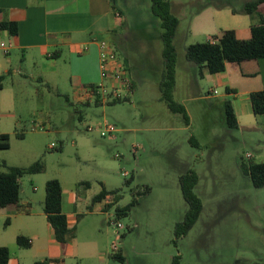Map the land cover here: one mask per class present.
<instances>
[{
	"label": "rangeland",
	"instance_id": "obj_1",
	"mask_svg": "<svg viewBox=\"0 0 264 264\" xmlns=\"http://www.w3.org/2000/svg\"><path fill=\"white\" fill-rule=\"evenodd\" d=\"M112 1L124 18L117 53L121 62L127 60L133 82L131 94L121 92L128 101L75 106L68 76L39 81L31 74L30 61L21 62L20 52L13 51L0 90V132L9 137V148L0 150V171L1 163L41 165L39 173L20 178V197L34 199L37 211L45 183L60 182L65 199L79 214L73 236L50 252L62 264H171L174 256L181 264L264 262V188L253 187L240 168L241 162L264 161V128L228 129L223 104L234 98L185 59V47L207 41L211 31L208 22L203 26L204 21L190 15L193 3L205 0H169L180 22L173 98L184 107L188 126L160 99L162 30L150 0ZM4 45L8 43L0 40V48ZM4 58L0 50V62ZM106 124L115 132L102 137L98 128ZM188 170L198 176L194 193L202 211L189 232L176 239L174 227L187 211L179 177ZM82 182L89 188L80 186ZM101 190H119L121 198L111 199L104 209L110 201H92ZM133 199L136 204L117 217L116 208ZM14 235V228L8 229L3 243L13 242ZM113 243L122 259L112 256ZM20 252L22 264H33V251Z\"/></svg>",
	"mask_w": 264,
	"mask_h": 264
},
{
	"label": "crops",
	"instance_id": "obj_2",
	"mask_svg": "<svg viewBox=\"0 0 264 264\" xmlns=\"http://www.w3.org/2000/svg\"><path fill=\"white\" fill-rule=\"evenodd\" d=\"M249 1L255 0H205L196 5L193 3L190 15H194V18L201 22L204 21L203 26L207 22L210 24L211 31L205 35L207 41H213L223 31H233L238 39H248L251 24L257 20L252 21L248 15L234 13L233 9L241 10L244 3ZM113 3L112 0H0V24L10 22L17 28L15 36H10L8 31L0 28V40L7 42L9 48L8 54L3 53L5 58L0 62V76L5 78L9 75L12 52H20L21 62L30 61L32 76L39 81L52 75L68 76L70 86L74 88V102L71 104L90 106L94 103V97L88 87L103 85L110 88L113 85L109 76H102L99 45L102 41H112L106 40V36L117 38L118 29L124 24L122 14L112 7ZM170 11L174 15L171 3ZM260 11L264 20V5ZM157 24L159 25L158 19ZM179 24L180 22L178 27ZM0 50L3 52L2 47ZM119 59L121 60L120 57ZM125 63L127 66V60ZM199 71L202 76L209 77L208 79L223 86L226 96L234 98V101L230 102L238 128H264V115L255 116L250 103L252 92L264 90V59L244 61L240 64L228 63L225 70L217 74H209L205 68ZM128 72L131 77L129 70ZM176 77L177 62L175 86ZM130 80L132 82L131 78ZM66 97L67 101H70L68 96ZM105 103L95 105H106ZM78 118L82 119V116L78 114ZM1 134L3 133L0 132ZM35 191L34 194H37L39 189L35 188ZM44 198L45 190L43 198L39 201L40 211L33 208L34 199L23 200L21 197L17 206L0 208V227L3 225V232L0 229V246L9 250L8 264H22L19 256L20 251L25 248L17 245L18 236L30 241V247L27 249L33 251V264H62L56 254H50L64 244L56 242L46 221L43 213ZM61 211L66 217L68 229L74 230L79 214L72 207V201L65 199L63 190ZM11 228L15 230L14 241L3 243V233ZM36 241H39L38 245Z\"/></svg>",
	"mask_w": 264,
	"mask_h": 264
},
{
	"label": "trees",
	"instance_id": "obj_3",
	"mask_svg": "<svg viewBox=\"0 0 264 264\" xmlns=\"http://www.w3.org/2000/svg\"><path fill=\"white\" fill-rule=\"evenodd\" d=\"M113 2V1H112ZM264 5V0H255L244 3L241 10L233 9L234 13H242L248 15L250 19L257 20L251 24L250 37L248 39H238L233 31H223L213 41L196 42L189 44L185 49V59L191 62L198 69L205 68L209 74L222 73L228 63L240 64L244 61L264 59V20L260 11L261 6ZM112 7L116 9L113 3ZM150 8L152 15L158 19L159 27L161 28L160 39L162 42V62L163 71L159 82V91L161 93L160 99L165 102L168 110L172 113H179L182 115L186 126L189 125V118L184 107L177 103L173 98V90L175 87V70L177 62V53L174 46V37L178 27V19L172 15L170 11V2L168 0H150ZM119 12V11H118ZM0 28L8 31L10 36H15L17 33L16 25L10 22L0 24ZM113 38V39H112ZM113 47L117 56L120 49L122 40L112 37ZM124 61V66H127ZM128 71V70H127ZM4 76H0V90L2 89V81ZM131 89L133 85L131 82ZM89 91L94 97V104L106 102L105 104H118L125 103L128 100L124 97H112L107 95L105 98L97 94L96 86L88 87ZM250 103L253 114L255 116L264 115V90L252 92L250 94ZM225 123L228 129H237L235 113L231 102L225 100L224 104ZM19 138L21 136H18ZM190 143L196 145L193 138H190ZM9 148V137L6 134L0 135V150ZM4 170L0 171V208L9 206H17L20 201V178L25 175H33L42 170L41 165L36 162L28 167L7 166L1 163ZM241 171L244 175L248 176L253 187L264 188V161L263 162H248L240 163ZM198 182V176L192 170L179 177V185L182 196L187 204V211L181 222L177 223L174 227V237L176 239L185 236L189 230L196 223L201 211L202 203L199 197L194 193V188ZM129 181H126L128 184ZM84 188H89L88 182L79 184ZM45 198L43 203V213L45 214L46 221L53 231L54 239L57 243L65 244L69 237H72V231L68 229L67 220L61 211L62 188L60 182L55 179L48 180L44 186ZM119 190L113 192H106L101 190L92 199L93 202H103L104 200L110 201L105 204V209L110 207L111 199L117 201L121 198ZM148 188L145 189V192ZM144 193V192H142ZM136 199L123 207L116 208V216L125 215L134 205ZM7 223V222H6ZM16 243L19 247L29 248L30 241L27 238L18 236ZM113 257L122 259L118 253H113ZM10 260V253L7 247L0 246V264H8ZM35 264H47L46 262ZM171 264H181L180 258L174 256ZM251 264H264V262H255Z\"/></svg>",
	"mask_w": 264,
	"mask_h": 264
},
{
	"label": "built area",
	"instance_id": "obj_4",
	"mask_svg": "<svg viewBox=\"0 0 264 264\" xmlns=\"http://www.w3.org/2000/svg\"><path fill=\"white\" fill-rule=\"evenodd\" d=\"M99 45L101 50L100 67L102 76H109L113 80V85L108 90L103 85H97V94H99L103 98H105L107 95H111L112 97H122V91L126 93V95L131 94V80L129 79L128 72L123 62L120 61L110 43L102 41ZM2 50L5 55H7L9 52V48L7 46H3ZM91 92L93 91H90V93ZM98 129L100 131V136L102 137H105L107 135L112 136V134L115 132L114 126L108 124H106L104 127L99 126ZM87 131H92V128L87 126ZM249 157L250 156H248L247 158ZM116 228L120 229L122 228V225L120 223H117ZM111 249L113 253H115V251L117 250V245L113 243L111 245Z\"/></svg>",
	"mask_w": 264,
	"mask_h": 264
},
{
	"label": "water",
	"instance_id": "obj_5",
	"mask_svg": "<svg viewBox=\"0 0 264 264\" xmlns=\"http://www.w3.org/2000/svg\"><path fill=\"white\" fill-rule=\"evenodd\" d=\"M114 2V1H113Z\"/></svg>",
	"mask_w": 264,
	"mask_h": 264
}]
</instances>
